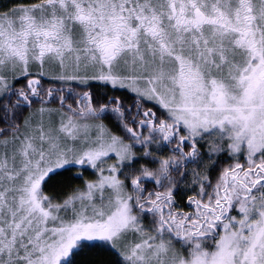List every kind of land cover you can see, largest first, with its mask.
<instances>
[{
  "label": "snow or ice",
  "instance_id": "6c2138e0",
  "mask_svg": "<svg viewBox=\"0 0 264 264\" xmlns=\"http://www.w3.org/2000/svg\"><path fill=\"white\" fill-rule=\"evenodd\" d=\"M0 264H264V0L0 5Z\"/></svg>",
  "mask_w": 264,
  "mask_h": 264
},
{
  "label": "trees",
  "instance_id": "16d2710c",
  "mask_svg": "<svg viewBox=\"0 0 264 264\" xmlns=\"http://www.w3.org/2000/svg\"><path fill=\"white\" fill-rule=\"evenodd\" d=\"M10 2L11 0H0V5H8ZM93 91L98 92L100 95H103L106 90L102 87H94ZM108 94L109 95H112V94L122 95V98L125 100L126 103H131V99H130L131 94L124 93V90H118V91L113 90V91H109ZM91 176H92V173L91 171L88 170V171H85L83 179L77 177L75 172L68 173L66 176L60 177L59 179L64 181L68 188H72V187H77L81 185L84 179H89L91 178ZM102 259L108 260L110 259V257L105 255V256H102Z\"/></svg>",
  "mask_w": 264,
  "mask_h": 264
},
{
  "label": "rangeland",
  "instance_id": "374dc122",
  "mask_svg": "<svg viewBox=\"0 0 264 264\" xmlns=\"http://www.w3.org/2000/svg\"><path fill=\"white\" fill-rule=\"evenodd\" d=\"M89 171H91V170H89Z\"/></svg>",
  "mask_w": 264,
  "mask_h": 264
}]
</instances>
